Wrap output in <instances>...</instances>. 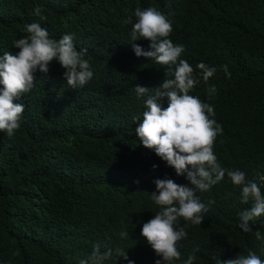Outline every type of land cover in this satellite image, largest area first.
Listing matches in <instances>:
<instances>
[{"label": "trees", "instance_id": "trees-1", "mask_svg": "<svg viewBox=\"0 0 264 264\" xmlns=\"http://www.w3.org/2000/svg\"><path fill=\"white\" fill-rule=\"evenodd\" d=\"M37 6L46 21L32 15ZM137 7L168 17L169 38L183 45L181 58L194 69L200 62L217 68L208 84L196 69L201 82L190 94L214 106L223 129L213 149L218 162L245 172L264 194L258 179L264 175V0H0V56L14 54L12 42L36 22L50 38L69 34L77 50L87 49L94 73L73 90L58 62L46 75L38 70L34 88L17 101L24 105L20 129L11 138L0 132V264H80L97 242L101 252L112 250L103 264L161 259L141 235L143 223L160 211L151 199L154 180L191 184L135 133L133 117L142 120L148 95L172 78L133 51V43L151 50L148 40L129 41L132 26L125 20L131 15L135 22ZM137 84L149 92L138 98ZM158 103L167 107V98ZM241 191L226 173L210 191L197 192L209 210L201 225L180 219L176 227L187 237L173 264L193 254V264H215L213 256L235 259L249 251L264 260V242L254 235H264V215L250 222L252 233L239 227V212L253 203H241Z\"/></svg>", "mask_w": 264, "mask_h": 264}, {"label": "clouds", "instance_id": "clouds-1", "mask_svg": "<svg viewBox=\"0 0 264 264\" xmlns=\"http://www.w3.org/2000/svg\"><path fill=\"white\" fill-rule=\"evenodd\" d=\"M37 6L32 15L46 21ZM133 16H128L126 24L131 27V39H145L150 42V49L145 51L139 44L133 43V51L137 57L144 56L154 60L165 69L164 79L156 88L154 95H148L144 101L146 110L142 120L133 117L137 123L135 133L143 146L155 151L166 164L174 168L177 176H185L191 187L178 184L171 178L155 179L156 191L151 192V199L160 207L153 218L143 223L141 235L154 250L157 259L155 264H173L181 257L178 250L180 242L187 237L184 227L177 225L182 218L192 225H201L208 212V206L201 202L197 192H207L223 180L225 174L231 182L241 187V203L253 202L250 208L239 212V227L246 233H252L250 222L264 215V194L255 180H246L245 172L227 170L218 162L214 153V144L222 126L213 118L214 106L202 101L190 92L201 81L194 75L196 69L205 84L213 77L217 68L200 62L194 69L182 54L183 45L174 44L169 38L172 23L168 17L154 7L141 10L137 7ZM26 35L15 39L13 47L17 51L5 52L0 56V132H6L11 138L21 127L24 105L17 101L23 94L29 93L35 86L36 73L49 72L50 64L56 61L65 70L63 73L69 88L75 90L83 87L93 78L89 61L85 58L87 49L77 50L73 37L69 34L59 39L49 37L47 29L40 23L26 24ZM225 75L230 78L231 72L227 65L221 66ZM139 97L146 95L149 88L135 85ZM209 96L215 94V86L207 89ZM167 98V107H162L158 100ZM157 165H153L156 168ZM264 182V175H258ZM139 183V181H136ZM213 203V202H209ZM127 237L128 232H121ZM255 238L264 242V235L259 230ZM199 251L197 246L193 252ZM118 256L128 259L124 250H117ZM112 250L101 252L99 242L93 245L89 260L91 264H103L110 258ZM196 256L189 255L183 264H193ZM215 264H264V260L255 252L249 251L246 257L221 260L213 256ZM89 260H81L80 264H89ZM129 264H134L129 260Z\"/></svg>", "mask_w": 264, "mask_h": 264}]
</instances>
